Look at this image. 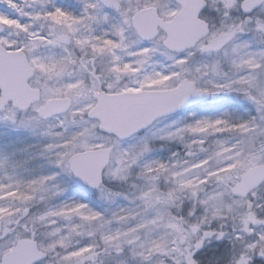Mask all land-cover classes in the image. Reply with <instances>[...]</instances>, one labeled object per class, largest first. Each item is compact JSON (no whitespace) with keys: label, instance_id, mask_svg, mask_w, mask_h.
Returning a JSON list of instances; mask_svg holds the SVG:
<instances>
[{"label":"rangeland","instance_id":"obj_1","mask_svg":"<svg viewBox=\"0 0 264 264\" xmlns=\"http://www.w3.org/2000/svg\"><path fill=\"white\" fill-rule=\"evenodd\" d=\"M119 1L130 20L145 6L156 7L166 20L179 9L173 0ZM205 1L208 8L201 13V19L210 24L209 37L230 30L238 32L236 40L219 54H202L199 49L206 40L190 51L189 82L194 80L198 90L208 91L210 99L162 118L126 140L103 134L98 139L88 125L84 135L90 142L112 149L105 191L88 189L63 175L59 183L67 192L43 202L37 199L33 205L29 190L35 195L39 186L33 188L31 181L57 171L42 156L40 146L50 133L60 130L55 117L36 123L32 118L35 106L51 98L67 97L71 105L85 104L83 112L87 113L101 85L109 93L137 89L138 83L130 81L135 75L143 77L139 88L172 89L176 78L161 82L157 74L170 72L173 59L161 46L150 53L147 63H134L138 70L116 72L120 66L118 57L109 52L94 53L88 45L79 48L75 39L52 48L41 41V33L63 35L60 27L37 18V5L42 0H0V22L6 29L0 34V45L21 49L37 70L30 84L41 91L40 102L27 112L8 107L0 114V209L4 210L0 215V256L28 234L27 239L36 241L39 249L48 254L45 264H62V244L70 248L92 244L93 251L86 253L84 264H264V185L245 200L236 196L235 189L247 169L264 165V129L247 123L256 112L242 94L264 84V5L242 18V0ZM71 2L68 5L65 0H49L48 7L61 6L76 15L91 1ZM110 20L117 25L121 16L113 11ZM106 29L107 24L93 22L81 30L87 39L92 31L104 36ZM163 37H158L161 43ZM136 40L135 32L128 31V43ZM123 60L129 57L123 55ZM73 65L75 73L71 72ZM197 68L202 71L197 72ZM237 73H244L245 78L236 79L231 93L214 87V82L230 83L227 77ZM73 77H78L77 87L69 88ZM74 116L81 117L82 124L87 123L82 112L70 113L68 120ZM205 118L212 122L223 118L230 123L197 129L196 122ZM227 156L230 158L225 160ZM11 192L19 195H9ZM109 193L111 198H107ZM167 199L182 211L180 222L173 214L170 216L172 208ZM79 202L87 203L103 217L83 220L76 213L65 212L58 217L59 224L52 220L35 227L23 219L28 207L34 213L42 212L45 205L59 206L64 211ZM108 236L113 239L106 243Z\"/></svg>","mask_w":264,"mask_h":264},{"label":"snow or ice","instance_id":"obj_2","mask_svg":"<svg viewBox=\"0 0 264 264\" xmlns=\"http://www.w3.org/2000/svg\"><path fill=\"white\" fill-rule=\"evenodd\" d=\"M49 0H42L37 7L40 9L38 13V19H43L45 22L53 26H58L62 29L63 35L56 32H50L48 34L41 33L40 40L46 42L49 45L65 46L75 39L78 45H88L92 48L94 53L109 52L118 57L119 65L115 68L116 72L129 70H138L134 68L135 64L147 63L151 59V54H154L156 48L164 47L168 50L171 58L173 59L172 70L165 73H159L162 80H173L174 86L178 89L180 95V103L187 100L190 95H201V91L198 90L195 81L189 82L191 71L189 69L190 63V48L197 47L199 41L193 43L195 37L192 40L186 41L184 46L178 44L175 37L165 34L163 37V43L158 39V36H153L151 33L145 32L139 28L138 24H134L130 19L126 18V14L123 11L122 5H117L115 0L111 3L100 2H86L84 4V10L81 16L78 18L74 13L64 9L61 6L52 5L48 7ZM116 11L121 16V21L117 25H112L110 16ZM85 17H88L94 22H103L108 25V29L105 30L104 36H96L95 32L89 33L87 39L84 38L81 30V22ZM133 31L136 33L137 40L135 42L139 47L129 44L127 41V32ZM95 37V39H93ZM153 45L155 47H153ZM202 54H213V45L204 44L199 49ZM175 53V55H172ZM129 57L128 61L123 60V55ZM216 54H219L217 49ZM179 65L180 67H177ZM261 67H264V59L261 60ZM76 66L73 65L71 72L75 73ZM197 72L202 69L197 68ZM217 75H219L217 73ZM255 75V74H253ZM227 76V74H225ZM244 79V73H237L233 77H227L231 82H214V87L218 91L231 93L233 86L236 84V79ZM78 77H73L68 83L69 88L77 87ZM85 88L87 87V81H84ZM239 90V89H237ZM110 90L101 85L99 92L107 94ZM242 94L249 100L254 106L256 115L251 116L249 122L255 123L257 127L264 129V84L257 85V88L243 91ZM99 95V94H98ZM105 100V95H99V105L102 106ZM179 106V105H178ZM85 104L76 103L68 106L64 109L63 113H57L55 119L60 125L59 132H53L49 134L46 143L40 146V152L42 156L48 160L49 166L55 168L57 171L52 175H44L39 179L31 181L33 188L39 186L35 195H32V190H29L28 198L33 201L40 199L41 202L47 200L50 196H62L67 192V188H64L59 183V178L63 175H67L74 180H78L83 184L89 186L92 189L99 192L105 191V176L106 171L111 172L108 169V161L111 156L112 149L103 143H92L89 138L84 135L85 128L88 125L92 126V131L99 139L101 134H104L108 138L116 137L117 140H123L125 134L118 132H109L108 128L104 125L109 123L108 117L102 110L95 111L94 114L83 112ZM82 112L83 119L87 121L86 124L81 123V117H73L71 121L68 120L70 113ZM33 120L36 123L53 119L49 113L42 108L39 104L33 109ZM229 121H225L223 118H217L215 122L205 118L196 122V128L212 127L214 124H228ZM247 125H240V127H246ZM143 129H135L127 132L126 135H136L142 132ZM60 132L63 133L60 136ZM59 137V138H57ZM71 145V147H66ZM99 149V151H98ZM147 150V149H145ZM199 166V165H197ZM9 195L18 196L19 193L11 192ZM112 194L109 193L107 198H111ZM4 210L0 209V215H3ZM65 212L76 213L83 220H100L103 217L102 213L95 212L87 203L74 204L70 209L66 208L62 211L59 206L48 207L45 205L44 210L41 212H33L31 207H28L27 214L23 217L25 223L29 220L35 227L37 225H44L52 220H55L59 224L58 217L64 215ZM70 219L69 217H66ZM106 219V218H105ZM27 235L21 240V244L28 243ZM113 239V237H106L105 242ZM64 248L63 255L61 257L62 264H84L86 259V253L93 251L92 244H86L79 248H70L66 245H61ZM123 251V250H121ZM120 254V253H117ZM2 264H10L7 257L4 258ZM35 264H45L44 258L35 261Z\"/></svg>","mask_w":264,"mask_h":264},{"label":"water","instance_id":"obj_3","mask_svg":"<svg viewBox=\"0 0 264 264\" xmlns=\"http://www.w3.org/2000/svg\"><path fill=\"white\" fill-rule=\"evenodd\" d=\"M100 1L112 2V0ZM176 1L181 5L182 10L171 22L165 23L161 21L154 9H148L138 13L133 23L138 24L140 29L151 33L153 36H157V28H160L166 34L174 36L176 42L181 46H184L185 42L192 40L193 37H195L193 43H196V41L208 34V26L198 19V15L205 7V3L200 0ZM263 2L264 0H244L240 9L244 14H250L259 8ZM115 3L119 5L116 0ZM3 31L4 27L0 24V33ZM234 37L235 33L221 34L213 39L210 45H213L215 50H220ZM32 77L33 70L23 53L8 52L0 46V113L4 111L9 103H11L13 108L25 111L30 107L31 103L39 100V92L28 86V82ZM201 93V95H190L183 103H180V95L177 88L172 91L125 92L114 95L100 93L99 95H105L103 105H99V95H96L97 105L89 114L102 110L109 120V123L104 125L108 128V131L123 133L125 134L124 139H126L132 136L126 135L130 130H145L163 117L173 115L206 100L208 97L207 93ZM68 106L70 105L67 100H53L48 102L43 108L50 116H55L57 113H63ZM263 183L264 165L249 169L242 178V184L239 188L241 193L238 196L245 198ZM83 185L90 188L85 184ZM28 241V243L23 245L21 240L18 241L10 252L2 256V262L5 257L9 259L10 264H35V261L40 260L41 257L46 260V254L39 251L37 243Z\"/></svg>","mask_w":264,"mask_h":264},{"label":"flooded vegetation","instance_id":"obj_4","mask_svg":"<svg viewBox=\"0 0 264 264\" xmlns=\"http://www.w3.org/2000/svg\"><path fill=\"white\" fill-rule=\"evenodd\" d=\"M91 2H92V0H90ZM70 4H72V2H71V0H70ZM149 7H152V8H154L156 11H157V14H158V16L160 17V15H159V13H158V10H157V8L156 7H154V6H145V7H143V8H149ZM160 18H162V17H160ZM163 19V18H162ZM164 20H166V19H164ZM226 33V32H225ZM68 44V43H67ZM48 47H57V46H54V45H49L48 44ZM61 64H63L62 62H61ZM142 80H143V77L141 76V75H135V76H133V77H131L130 78V81L132 82V83H134V84H137L138 83V85H137V89L136 88H132V87H130V88H128L127 90H129V91H137V90H141L142 88L140 87L139 88V86L141 85V83H142ZM140 84V85H139ZM122 91H125V90H122ZM109 93V92H108ZM111 93H114V92H111ZM94 103L95 102H93V104H92V106L94 105Z\"/></svg>","mask_w":264,"mask_h":264},{"label":"bare ground","instance_id":"obj_5","mask_svg":"<svg viewBox=\"0 0 264 264\" xmlns=\"http://www.w3.org/2000/svg\"><path fill=\"white\" fill-rule=\"evenodd\" d=\"M67 3H68V5H70V1L69 0H65ZM83 10L84 9H81V10H78L76 13V16L79 18L80 16H81V13L83 12ZM94 21H92V20H90L88 17H85L84 18V20L81 22V29H83V28H87V27H89V26H91V24L93 23ZM95 23H100V22H95ZM85 45H79V48H82L83 49V47H84ZM134 46H137V47H139V45H136L135 43H134ZM112 61L113 62H116V60L115 59H113V57H112ZM154 72V71H153ZM161 82L163 81V80H160ZM230 158V156H227L226 158H225V160H227V159H229Z\"/></svg>","mask_w":264,"mask_h":264},{"label":"trees","instance_id":"obj_6","mask_svg":"<svg viewBox=\"0 0 264 264\" xmlns=\"http://www.w3.org/2000/svg\"><path fill=\"white\" fill-rule=\"evenodd\" d=\"M171 213H172L174 216H176V217L178 218V219H177L178 222L181 221V219H180V215L182 214V211H179L177 207H174V208H172Z\"/></svg>","mask_w":264,"mask_h":264}]
</instances>
